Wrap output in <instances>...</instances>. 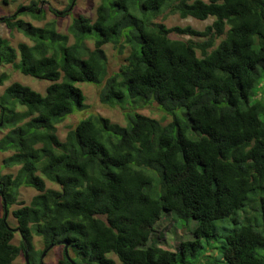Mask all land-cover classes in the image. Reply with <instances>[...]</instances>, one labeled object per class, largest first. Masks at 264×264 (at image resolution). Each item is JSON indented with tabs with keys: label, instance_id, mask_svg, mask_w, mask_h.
I'll return each instance as SVG.
<instances>
[{
	"label": "trees",
	"instance_id": "trees-1",
	"mask_svg": "<svg viewBox=\"0 0 264 264\" xmlns=\"http://www.w3.org/2000/svg\"><path fill=\"white\" fill-rule=\"evenodd\" d=\"M39 2L24 14L43 19ZM164 8L183 19L214 20L199 31L138 16ZM22 15L0 22L33 45L14 48L0 35V67L51 84L42 94L15 82L0 99V123L9 128L0 153H12L5 166L19 167L0 175L7 209L5 220L2 201L0 264H14L27 250L33 264L43 253L34 236L45 250L67 242L76 264H117L110 255L120 264H195L216 223L229 218L237 228L225 237L227 264H264V0H102L96 19H75L69 35L57 31L56 20L36 27ZM107 44L119 53L130 47L112 75ZM7 79L1 76L0 86ZM77 82L101 86L100 101L120 107L126 126L92 114L61 141L58 126L88 108ZM154 103L169 123L136 110ZM22 188L37 191L29 204L18 202ZM14 205L15 228L8 221ZM249 207L260 211L261 230L239 222ZM164 212L185 221L193 236L176 251L151 242ZM61 263L71 264L65 256Z\"/></svg>",
	"mask_w": 264,
	"mask_h": 264
},
{
	"label": "rangeland",
	"instance_id": "rangeland-1",
	"mask_svg": "<svg viewBox=\"0 0 264 264\" xmlns=\"http://www.w3.org/2000/svg\"><path fill=\"white\" fill-rule=\"evenodd\" d=\"M32 1H40V7L45 11L43 19L36 20L31 14H24L25 12L22 13L23 15L19 18L28 22H32L36 26H45L46 23L55 18L57 22V31L63 35H69V26L75 19L81 16L96 19L97 7L102 2V0H78L77 2L76 0H0V18L9 17L18 13V11L23 7L30 5ZM75 2L76 5L74 6ZM51 7L58 11H68L69 14L66 17H57L50 11ZM163 10L161 12L147 13H144L140 10L138 12V16L142 18L146 16L151 19V22L164 23L168 27L190 26L199 31H203L208 25L212 24L214 20L213 18H210L207 21H199L191 17L183 19L178 14H172L170 8H164ZM21 34H19L17 30H10L4 23L0 22V35L2 39L9 42L12 47L17 48L19 43L24 42V40H26L25 42L28 41V38ZM93 36L95 40L96 38H100V34L97 32L94 33ZM170 37L172 39H190V37L179 36L177 34H171ZM95 40L87 41V44L91 49H94ZM195 40L197 39L195 38ZM28 42L31 45L33 44L30 40ZM73 43L74 39L72 36H70L69 44ZM103 48L108 56V71L109 74L112 75L115 72H118L123 64L127 63V58L130 54V47H127L124 53H119V51L113 44H107ZM18 61L19 60H17V62ZM3 75H7L8 79L5 81L3 86H0V99L3 96L6 88L15 82L21 83L25 86H29L33 90L42 94L46 93L47 87L51 84V82L49 81L40 80L33 78L32 76L24 75L20 71L16 70L13 65H2L0 67V77ZM75 86L79 87L84 92L86 96V105L88 106V108L83 111H77L73 115L69 116L63 124L58 126V136L61 141H65L67 134L72 127L76 126L78 122L82 121L88 116H92V114L101 115L102 117L110 119L112 123L126 126V116L124 115L120 107H110L100 101L99 89L101 86H97L92 83L80 82L75 83ZM262 93L263 91L259 92L258 94ZM132 107L133 105L130 104L128 108L132 109ZM18 110L21 111L23 109L22 107H19ZM136 110L143 113L144 115L164 121V124H167L172 120V117L166 116L158 109L156 103L148 106H139L136 108ZM8 132L9 128H2V126H0V139H2ZM11 154V152L0 153V175L17 173L19 167H7L4 164V160ZM47 187L59 189L57 185L50 182H47ZM36 194L37 191L32 188H22L20 191L18 202L29 204ZM2 201V197L0 196V217L4 214ZM19 207L20 205H14L10 209L11 211L9 213L8 221L13 228L16 227V219L12 215V211L16 210ZM164 215L165 217L156 225L155 231L152 232L151 242L165 249L176 251L178 250V247L183 240L191 239L193 236L190 230L188 231L187 229L183 228L185 221L174 222L172 217L166 214V212H164ZM237 218L240 220L239 222L252 224L258 230H261L263 228L261 213L254 208L249 207L247 209H244L243 211H240L237 214ZM194 224L196 223L192 221L191 223H189V226L194 227ZM236 228V224L230 218L217 222L215 228V238L212 241L203 242V250H201L199 252V256L195 260H193L195 264H227L226 259L223 255L225 237L233 233ZM13 243L15 245L21 244V236L18 232H16L15 234ZM33 244L36 251L44 252L45 246L40 237L34 236ZM64 249V246L58 243V245L53 247V249H51L45 256L43 260L44 264H62L61 261L64 259ZM69 251L70 256L73 259H76V252L72 249H70ZM261 253H263V251ZM42 255L41 257L37 255V258L34 259L33 264H41ZM110 257L113 258L117 264H120L118 258L115 255H110ZM14 264H26L25 255H20L14 262Z\"/></svg>",
	"mask_w": 264,
	"mask_h": 264
},
{
	"label": "water",
	"instance_id": "water-1",
	"mask_svg": "<svg viewBox=\"0 0 264 264\" xmlns=\"http://www.w3.org/2000/svg\"><path fill=\"white\" fill-rule=\"evenodd\" d=\"M27 9L26 8H22L18 11V13H24L26 12ZM40 12H38L39 14ZM0 126H2V123H0ZM4 202V205H5V220L7 219V209H6V202L5 200H3ZM59 244H63L65 246V257L66 259L71 263V264H76L75 261L71 258L70 254H69V244L65 241H61L59 242ZM54 245H51L48 249H46L44 252H43V255H42V261H41V264H44L43 260L45 258V256L47 255V253L53 249ZM25 259H26V264H31L30 263V260H29V254H28V250L25 252Z\"/></svg>",
	"mask_w": 264,
	"mask_h": 264
},
{
	"label": "crops",
	"instance_id": "crops-1",
	"mask_svg": "<svg viewBox=\"0 0 264 264\" xmlns=\"http://www.w3.org/2000/svg\"><path fill=\"white\" fill-rule=\"evenodd\" d=\"M53 20H56L55 18L53 19ZM53 20H51V21H53ZM50 21V22H51ZM28 22V21H27ZM32 23V22H31ZM34 26H36L34 23H32ZM36 27H43V26H36ZM19 34H21V33H19ZM22 35V34H21ZM25 38V37H24ZM28 41H29V39H27ZM26 40H24V42H25ZM25 42V43H28L29 45H31L29 42ZM33 45V44H32Z\"/></svg>",
	"mask_w": 264,
	"mask_h": 264
},
{
	"label": "flooded vegetation",
	"instance_id": "flooded-vegetation-1",
	"mask_svg": "<svg viewBox=\"0 0 264 264\" xmlns=\"http://www.w3.org/2000/svg\"><path fill=\"white\" fill-rule=\"evenodd\" d=\"M60 245H63V244H60ZM64 246V245H63ZM64 248H65V246H64ZM48 254V253H47ZM64 256H65V249H64Z\"/></svg>",
	"mask_w": 264,
	"mask_h": 264
},
{
	"label": "clouds",
	"instance_id": "clouds-1",
	"mask_svg": "<svg viewBox=\"0 0 264 264\" xmlns=\"http://www.w3.org/2000/svg\"><path fill=\"white\" fill-rule=\"evenodd\" d=\"M69 250H70V248H69ZM70 252V251H69ZM49 253V252H48ZM72 258V257H71ZM73 259V258H72Z\"/></svg>",
	"mask_w": 264,
	"mask_h": 264
}]
</instances>
